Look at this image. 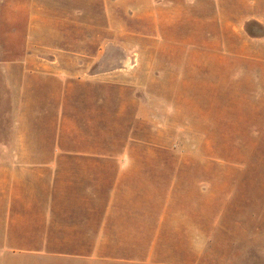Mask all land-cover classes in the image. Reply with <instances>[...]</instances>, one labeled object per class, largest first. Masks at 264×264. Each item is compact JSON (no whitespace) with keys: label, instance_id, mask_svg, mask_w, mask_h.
Listing matches in <instances>:
<instances>
[{"label":"crops","instance_id":"1","mask_svg":"<svg viewBox=\"0 0 264 264\" xmlns=\"http://www.w3.org/2000/svg\"><path fill=\"white\" fill-rule=\"evenodd\" d=\"M245 5L0 0L6 262L204 263L221 176L207 179L215 161L182 137L220 132L222 60Z\"/></svg>","mask_w":264,"mask_h":264},{"label":"rangeland","instance_id":"2","mask_svg":"<svg viewBox=\"0 0 264 264\" xmlns=\"http://www.w3.org/2000/svg\"><path fill=\"white\" fill-rule=\"evenodd\" d=\"M245 3V15L238 19L243 21L248 13L257 18L239 24L231 44L237 54L225 49L222 61L231 68L222 71L228 77L216 91L221 99L215 104L221 113L220 132L182 137L190 157L215 161L212 167L206 164V178L221 176L213 200L220 226L207 232L203 264H264V0ZM20 41L13 38L8 43L15 47ZM6 45L0 38V46ZM195 139L204 141V151L195 149ZM4 255L0 247V264H11Z\"/></svg>","mask_w":264,"mask_h":264}]
</instances>
